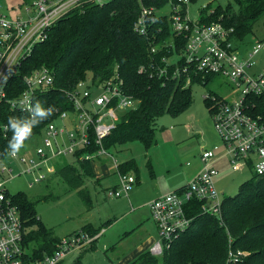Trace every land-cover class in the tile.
I'll return each instance as SVG.
<instances>
[{"label":"trees","instance_id":"16d2710c","mask_svg":"<svg viewBox=\"0 0 264 264\" xmlns=\"http://www.w3.org/2000/svg\"><path fill=\"white\" fill-rule=\"evenodd\" d=\"M179 1L111 0L103 5L89 3L83 10L69 13L52 26L49 38L38 43L32 53L22 60L19 71L8 79L6 87L7 96L14 98L25 89L24 76L32 71L46 67L55 75L54 86L38 92L34 100V104L39 101L44 108L52 106L55 111L32 129L26 141L42 134L47 124L57 117L58 111L72 107L73 102L67 92L91 74L92 80L98 83L118 75L123 79L125 93L139 100L136 109L121 114L116 127L103 139L104 146L111 148L131 139H139L148 146L153 144L156 119L167 112L175 115L185 110L193 101L190 85L195 81L206 84L215 76L198 70L195 62L185 70L183 59L178 58L175 62L164 60L180 55L187 43L185 35L178 36L173 30L170 14H157L153 22L149 18L147 35L135 29L143 7L159 10L169 2L177 4ZM188 5L182 3L183 11ZM262 15L264 0H234V4L226 6L203 7L198 19L200 23L222 22L229 28L233 27L231 37L238 46L239 41L253 32ZM164 67H167L168 73L161 75L160 69ZM177 67L181 71L174 76ZM188 76L191 77V84L185 86ZM213 94L210 92L205 96V104L210 111ZM28 114L27 111L11 108L7 102L0 103V161L8 157L9 153L5 150L13 135L5 128L8 118L26 117ZM94 139L90 147L77 152V163H67L56 171L79 189L89 208L92 207V200L83 185L85 179L95 176V173L92 160L80 159L78 155L84 151L93 152L98 146ZM118 169L123 173H138L134 159L120 163ZM151 172L154 174L153 170ZM136 178L138 181L139 176ZM186 185L177 189L182 190ZM11 195L24 220V244L29 247L33 241L38 243L39 247L33 248L34 255L52 254L61 237L55 236L42 224L35 202L22 192ZM202 203L197 197L188 202L189 216L194 218L192 224L162 255L147 250L130 264H226L229 246L234 250L249 248L252 252L248 258L239 259L237 263L264 264V175L255 173L241 185L236 195L225 196L221 216L204 213ZM83 230L92 235L101 231L91 227ZM99 238L82 252L93 249ZM79 263L80 260H77L76 264Z\"/></svg>","mask_w":264,"mask_h":264},{"label":"built area","instance_id":"2783aa9c","mask_svg":"<svg viewBox=\"0 0 264 264\" xmlns=\"http://www.w3.org/2000/svg\"><path fill=\"white\" fill-rule=\"evenodd\" d=\"M109 1L26 0V4L20 6L23 13L15 17L9 16L0 2V103L7 102L13 109L28 112L38 92L54 86V73L43 67L25 75L26 87L14 98L7 96L8 79L19 71L22 60L32 53L34 47L49 38L50 29L63 17L83 10L89 3L103 5ZM180 1L171 3L170 16L176 34L187 37L184 51L179 55V59L185 61V70L195 62L198 70L224 76L239 90V95L230 99L219 94L212 96L211 114L230 166L241 170L250 165L255 173L264 175V74L250 73L254 66L252 57L261 44L254 45L247 57L241 56L237 43L231 37L233 27L229 28L222 22L200 23L199 19L189 16L188 8L186 11L182 9V3L189 4L190 0ZM157 14L154 7H143L135 29L147 35L148 19L153 22ZM170 58L164 60L170 62ZM180 71L181 68L177 67L174 76H178ZM166 73L167 67L160 69L161 75ZM190 84L191 77L188 76L185 86ZM67 94L73 102L72 107L58 111L57 117L47 124L42 131L43 144L33 152L28 149L15 157L8 155L19 163L22 170L16 172L8 163L0 167V264H60L69 252L87 249L103 234L92 235L83 230L62 237L52 254L37 256L34 251L28 252L24 244L25 224L21 210L6 187V183L16 176L31 174L29 186L32 187L56 173L58 166L54 161L58 156L77 154L80 149L90 147L95 137L96 149L84 151L78 157L89 160L101 155L111 157L117 168L118 184L109 191V195H128L137 182L135 174L118 169L117 158L103 144V139L116 127L121 114L139 105V100L125 93L123 79L118 75L102 83L81 79ZM58 121H61V126H58ZM217 154L211 148L203 149L202 168L184 189L172 190L149 201L151 216L159 229V239L151 247L153 254L162 255L191 226L194 218L189 216L187 205L194 197L203 201L204 213L221 216L223 200L215 186V178L220 173L214 165ZM240 255L239 250L232 249L227 264L237 263Z\"/></svg>","mask_w":264,"mask_h":264},{"label":"rangeland","instance_id":"374dc122","mask_svg":"<svg viewBox=\"0 0 264 264\" xmlns=\"http://www.w3.org/2000/svg\"><path fill=\"white\" fill-rule=\"evenodd\" d=\"M3 10L12 17L23 13L20 6L26 0H0ZM234 4V0H192L188 5L189 16L197 20L203 7L215 8L218 4L226 6ZM17 7V9H15ZM171 2L158 10L159 14H171ZM261 46L252 57L254 66L251 74H264V15L257 21L253 32L238 42L241 56L247 57L254 45ZM179 55L170 58L175 62ZM92 75L88 76V80ZM193 101L180 113H165L155 122V142L150 146L139 139H131L117 144L107 151L114 154L118 163L134 159L137 162L139 182L130 192L131 201L124 197L109 195L118 184L117 168L109 155H101L92 160L95 176L85 179V188L91 197L92 207H88L79 193L59 172L49 175L47 179L29 186L31 174H21L6 183L11 194L22 192L35 202L36 213L42 224L55 236L65 237L83 231L86 227L100 230L103 234L93 249L69 252L60 264H130L141 253L151 250L159 239V229L151 216L149 207L145 206L153 198L168 193L175 184L183 185L190 180L189 170L200 163L203 149H213L216 153L224 149V143L215 128L213 115L205 104V96L211 93L230 99L239 95L229 80L215 75L206 84L193 82L190 85ZM61 126V121L57 122ZM67 136V133H65ZM61 138V136H59ZM43 144V134L37 135L24 143L20 151L31 149ZM76 154L60 155L56 158L58 167L67 163H77ZM8 163L20 172L19 163L8 156L0 167ZM151 163V166H150ZM217 163L220 173L215 178V186L221 200L225 196H234L241 185L251 179L255 172L251 166L245 165L241 170L230 166V161ZM151 170L154 171L152 174ZM138 174V175H137ZM47 195H52L45 198ZM223 213V211H222ZM221 213V215H222ZM144 243L150 249H144L136 257L126 263L124 258L138 245ZM231 243V242H230ZM39 247L36 241L27 247L28 252ZM233 247H228L226 264ZM240 260L248 258L251 250L238 248ZM239 264V263H235Z\"/></svg>","mask_w":264,"mask_h":264},{"label":"clouds","instance_id":"9594fccd","mask_svg":"<svg viewBox=\"0 0 264 264\" xmlns=\"http://www.w3.org/2000/svg\"><path fill=\"white\" fill-rule=\"evenodd\" d=\"M54 111V107L49 106L48 108H44L42 104L37 101L28 109V116L9 117L5 128L10 130L13 135L5 151L12 157H15L24 146V142L31 136L32 129L39 126V124L50 117Z\"/></svg>","mask_w":264,"mask_h":264},{"label":"crops","instance_id":"0c3cea01","mask_svg":"<svg viewBox=\"0 0 264 264\" xmlns=\"http://www.w3.org/2000/svg\"><path fill=\"white\" fill-rule=\"evenodd\" d=\"M224 146V145H223ZM218 157L216 158V161L214 162V165L219 169V170H221L220 168H219V166L217 165V163L219 162V161H222V160H226L227 161V163L229 162V156L228 155H226L225 154V152H224V149L223 150H221V152H219L218 154ZM226 163V164H227ZM202 165H203V162H202V160L200 159V163H198V165L197 166H195L194 168H192V169H190L189 170V174H188V176H190L191 178L194 176V175H196L200 170H201V168H202ZM190 178V179H191ZM139 178H138V181H137V183L139 182ZM190 181V180H189ZM188 181V182H189ZM187 183H185V184H183V185H179V184H175V185H173L172 187H171V191L172 190H175V189H177V188H180V187H182V186H184V185H186ZM117 187V185L115 186V188ZM131 192V191H130ZM130 192H129V194L128 195H122V196H120V197H124L125 199L127 198L129 201H131V196H130ZM149 203V202H148ZM148 203H145V206L147 207H149V204ZM150 209V208H149ZM150 249V247L149 246H147V245H145L144 243H142V244H140V245H138L135 249H133L130 253H129V255L127 256V257H125L123 260H124V262L123 263H126V262H128L129 260H131V259H133L134 257H136L139 253H141L144 249Z\"/></svg>","mask_w":264,"mask_h":264}]
</instances>
